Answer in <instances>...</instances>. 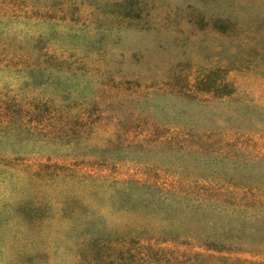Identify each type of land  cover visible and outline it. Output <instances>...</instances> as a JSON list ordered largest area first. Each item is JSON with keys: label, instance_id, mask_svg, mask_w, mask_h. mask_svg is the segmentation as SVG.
<instances>
[{"label": "rangeland", "instance_id": "obj_1", "mask_svg": "<svg viewBox=\"0 0 264 264\" xmlns=\"http://www.w3.org/2000/svg\"><path fill=\"white\" fill-rule=\"evenodd\" d=\"M0 264H264V0H0Z\"/></svg>", "mask_w": 264, "mask_h": 264}]
</instances>
